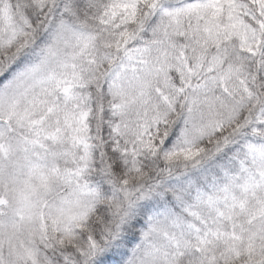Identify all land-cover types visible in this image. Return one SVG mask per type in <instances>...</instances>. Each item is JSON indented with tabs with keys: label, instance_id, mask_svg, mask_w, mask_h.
<instances>
[{
	"label": "snow or ice",
	"instance_id": "obj_1",
	"mask_svg": "<svg viewBox=\"0 0 264 264\" xmlns=\"http://www.w3.org/2000/svg\"><path fill=\"white\" fill-rule=\"evenodd\" d=\"M0 264H264V0H0Z\"/></svg>",
	"mask_w": 264,
	"mask_h": 264
}]
</instances>
